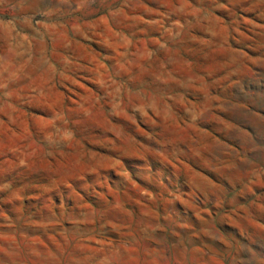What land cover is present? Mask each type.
Segmentation results:
<instances>
[{
	"label": "rangeland",
	"instance_id": "obj_1",
	"mask_svg": "<svg viewBox=\"0 0 264 264\" xmlns=\"http://www.w3.org/2000/svg\"><path fill=\"white\" fill-rule=\"evenodd\" d=\"M0 264H264V0H0Z\"/></svg>",
	"mask_w": 264,
	"mask_h": 264
}]
</instances>
